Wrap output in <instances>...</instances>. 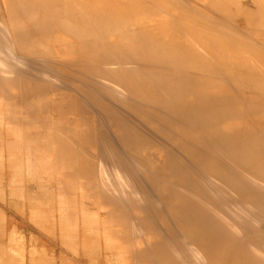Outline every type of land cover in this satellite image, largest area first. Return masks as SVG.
<instances>
[{"label":"bare ground","instance_id":"obj_1","mask_svg":"<svg viewBox=\"0 0 264 264\" xmlns=\"http://www.w3.org/2000/svg\"><path fill=\"white\" fill-rule=\"evenodd\" d=\"M3 128L122 264H264V0H0Z\"/></svg>","mask_w":264,"mask_h":264},{"label":"crops","instance_id":"obj_2","mask_svg":"<svg viewBox=\"0 0 264 264\" xmlns=\"http://www.w3.org/2000/svg\"><path fill=\"white\" fill-rule=\"evenodd\" d=\"M0 139V153L4 156L3 159L1 157L2 155H0V158H2L0 161V167H3L0 168L3 169L2 171L0 170V218L3 219L2 224L0 225V247H4L6 250H4V248H1V250L6 251L7 254L8 251L11 253L8 254V256H13V258L11 257L14 259L12 262H15L13 264H109L108 255L104 252L103 244L101 245L98 241V245L94 246L93 243H89L93 238L92 234L89 233L88 237L86 236V231L88 230L87 227L89 225L87 219L91 220L90 218H93L94 214L93 207L88 206L87 204L88 201L84 200L83 202L87 204H84L85 206L82 205L85 207L83 208V210L85 209L84 212L81 211L82 209L79 207L80 205L78 204V201H75L79 207V214L77 213L76 215L73 213L74 215L72 216L73 221H79L80 230H78L77 237H73L71 242L67 237L68 241L61 243L59 235V230H61L60 219L66 215L65 209L68 208L67 201L69 202L74 195L70 193L71 197L65 198L68 189L66 190V193H62V190L57 188L58 176L53 166L48 173L46 172L47 170L43 171L38 167H30L25 151L23 152L24 155L20 149L19 151H14L17 152L14 153L7 149L5 144L6 139L1 137ZM12 153H14L13 155L15 157L11 156ZM8 159H10L11 162L8 161ZM23 166L25 167V171ZM27 170L30 173H28ZM36 171L39 172V174L37 172L38 176L35 173ZM53 172H55V174ZM32 174L33 176H31V178L29 175ZM44 175L45 178H43ZM50 176L55 180L52 181ZM46 180L50 181L51 184ZM45 181L47 182L46 184ZM41 182L44 184L43 187L42 184H40ZM35 186L37 187L35 188ZM45 186L49 190L44 192L46 189L44 188ZM52 186L55 187V189H53ZM42 188H44V190ZM43 192L46 195L50 194V196L44 195ZM51 194H53L52 196L54 197H51ZM44 196L46 198H44ZM81 202L82 200L80 203ZM63 208L64 210L61 211ZM88 213L91 216H89ZM75 215L77 216L76 219L74 217ZM85 216L87 219H85ZM84 222L87 225L85 228L86 230L84 229L83 231L82 227ZM66 246L69 247L67 248ZM70 246L72 248H70ZM94 255L96 256L94 257ZM90 256L94 257L91 261ZM11 258L9 260H11ZM9 260L7 262H9ZM12 262H9L8 264H12Z\"/></svg>","mask_w":264,"mask_h":264},{"label":"rangeland","instance_id":"obj_3","mask_svg":"<svg viewBox=\"0 0 264 264\" xmlns=\"http://www.w3.org/2000/svg\"><path fill=\"white\" fill-rule=\"evenodd\" d=\"M3 111V110H2ZM2 113H4V112H2ZM3 131H5L4 130V128H3V130H1L0 131V137L1 138H5L6 139V146H7V149H9L10 150V146H15V138L14 137H10V138H8V136L6 135V133L5 132H3ZM0 141H1V139H0ZM47 156H49V155H47ZM80 188L81 190H78V189ZM76 189L77 190H75L76 192H74V191H72L71 190V193L74 195V193H76V195L75 196H77V201L80 199V198H82L83 196L81 195V194H83V192H82V190L84 191H86V189H83V188H81V187H79V185H77V187H76ZM79 191H81V193H79L78 194V192ZM84 191V196H88V202H87V204H88V206H92V205H94L93 206V210L95 211L94 212V214H93V218L91 219V220H89V225L88 226H92L91 228V230L89 229V232L88 233H86L87 235V237H88V235H89V233L90 234H92V236H93V238H92V240L91 241H89V243H93V245L94 246H96V245H98V241L100 242V244L102 245L103 244V249H104V252L108 255V262H109V264H122V262H121V260L120 259H117V260H115V259H113L114 257H112L113 255H112V253H109L108 251H107V248H106V245H107V238H106V236H105V231H103V230H101V232L99 231V229L102 227V224H101V222H102V218H101V216H99L98 217V215L96 214V210H98L97 209V206H95L96 204H93V202L96 200V198H93V202H91L92 201V198L87 194V195H85V193H89L88 191H86L85 192ZM79 195L80 196H82V197H80L79 198ZM90 198H91V200H90ZM76 199V198H75ZM95 199V200H94ZM82 200V199H81ZM80 201V200H79ZM95 203V202H94ZM94 207H95V209H94ZM86 227V224L84 225L83 224V231H84V228ZM79 230H80V228H79ZM77 233H78V231H77ZM77 237V236H76ZM86 246H87V244H86ZM85 246V247H86ZM96 255H94V257H95ZM93 256H90V261H91V259H93L94 258ZM88 261V260H87ZM117 261V262H116ZM116 262V263H115ZM87 263H89V262H87Z\"/></svg>","mask_w":264,"mask_h":264}]
</instances>
